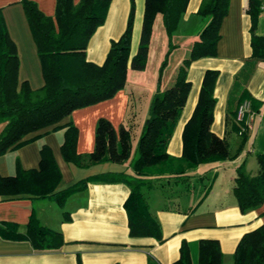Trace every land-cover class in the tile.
<instances>
[{
  "label": "crops",
  "instance_id": "obj_1",
  "mask_svg": "<svg viewBox=\"0 0 264 264\" xmlns=\"http://www.w3.org/2000/svg\"><path fill=\"white\" fill-rule=\"evenodd\" d=\"M131 0H111L105 21L89 40L87 58L103 63L112 40L118 39L126 25ZM134 16L130 54L136 51L142 22L143 0H132ZM200 0H187L180 14L171 41L175 44L160 72V87L172 83L176 67L187 54L191 41L197 36L202 19L195 14ZM47 15L56 9V0H36ZM75 3L78 0H74ZM245 0H228L215 43V53L193 59L186 67L189 81L187 95L166 143V153L178 157L181 152V129L189 117L205 69L216 70L212 95V119L209 129L227 142L229 158L199 163L188 170L181 180L160 179L144 189L150 211L158 221L161 240L149 236H132L124 207L130 192L127 181H90L86 187L72 193L61 205L51 197H19L0 200V221L20 224L22 230L34 212L40 222L62 232L65 243L56 250H36L27 240H10L0 236V264H169L178 256V246L188 247L190 264H196L199 239H214L221 252L222 264L231 263V253L238 238L258 225L264 226V198L252 209L240 211L231 192L235 168L242 163L249 174L256 172L254 154L264 152V59L249 60V18L244 11ZM20 0H0L9 35L16 43L19 56L18 80L27 81L32 88L44 84L42 64L37 45L31 34L26 13ZM254 32L264 37V15L258 13ZM165 47L159 16L152 22L148 41L146 65L143 69H128L127 84L114 96L77 108L62 122L71 119L78 127L77 152L88 153L95 146V127L99 118L111 120L116 128L122 121L133 120L141 93L147 98L154 86L160 55ZM169 58V60H170ZM169 60L167 62H169ZM242 94L249 98L244 114V134L235 132L232 110ZM140 95V96H139ZM145 116L143 117L144 120ZM142 120V121H143ZM4 122H0V131ZM64 128L43 132L30 142L0 155V174L10 175L21 167L30 169L40 163L41 145L46 142L62 172L60 187H65L99 171L124 170L132 172L127 161L103 162L80 167L64 159L61 151ZM117 165L114 168L113 164ZM111 164V165H110ZM69 216L66 219L65 215Z\"/></svg>",
  "mask_w": 264,
  "mask_h": 264
},
{
  "label": "trees",
  "instance_id": "obj_2",
  "mask_svg": "<svg viewBox=\"0 0 264 264\" xmlns=\"http://www.w3.org/2000/svg\"><path fill=\"white\" fill-rule=\"evenodd\" d=\"M187 0H143L139 42L130 54L134 4L130 1L123 33L111 42L103 63L87 58L89 40L106 17L111 0H56L54 14L47 15L36 0H20L27 16L31 34L37 45L42 64L44 84L30 87L29 82L18 80L19 56L16 43L9 35L0 9V155L18 148L50 130L64 128L61 151L65 160L84 167L103 162H126L132 172L108 170L98 172L60 187L62 172L44 142L40 148L38 167L25 169L20 161L10 175L0 174V200L23 197H51L63 205L66 199L83 190L90 181H127L130 192L124 202L129 232L132 236H149L161 240L157 219L150 211L144 189L160 179L178 181L189 176L188 170L199 163L229 158L224 138L209 129L214 97L212 93L216 70L205 69L200 80L196 101L184 122L180 139L181 152L176 157L166 153V143L172 135L175 122L187 95L189 81L186 67L199 56L215 53L219 38V24L227 11L228 0H200L195 14L202 19L197 36L191 41L187 54L179 61L171 84L160 87L161 68L175 47L171 41L180 14ZM261 0H245L244 11L249 18V60L264 59V37L254 32ZM159 16L165 47L160 55L153 89L149 95L146 116L133 145L132 120L122 121L118 128L111 120L101 117L96 122L95 146L88 153L77 152L78 127L69 119L71 111L99 102L124 88L128 69H143L146 65L147 47L152 22ZM250 101L247 94L237 99L232 110L235 132L243 135L242 118L235 119V109L242 101ZM256 172L249 174L240 163L234 170L231 192L240 211L252 209L264 198V152L254 154ZM66 213V219L69 218ZM0 236L10 240H27L36 250H56L65 243L62 232L40 222L33 212L25 229L15 221H0ZM177 258L169 264H190L188 247L184 241L178 246ZM78 264H82L78 256ZM264 260V226L258 225L238 238L230 264H262ZM149 264H156L149 259ZM115 264H117L115 262ZM196 264H222L221 252L214 239H199Z\"/></svg>",
  "mask_w": 264,
  "mask_h": 264
},
{
  "label": "rangeland",
  "instance_id": "obj_3",
  "mask_svg": "<svg viewBox=\"0 0 264 264\" xmlns=\"http://www.w3.org/2000/svg\"><path fill=\"white\" fill-rule=\"evenodd\" d=\"M169 58H170V56L167 57V61L169 60ZM170 63H172L171 58H170L169 62H166V65L167 64L169 65ZM146 94H148L147 91L146 92L144 91L143 93L140 94L141 97H140L139 101H137L139 108L136 109V114H135V116L133 117V120H132L133 121L132 122L133 126H132V131H131V139H132L133 145L135 144V141H136V137H137L136 135L139 134V131H140V128H141V124L143 122L142 121L143 117L146 116V112H147V98H146ZM111 164H113V163H111ZM113 166H114V168L117 167V165H114V164H113Z\"/></svg>",
  "mask_w": 264,
  "mask_h": 264
},
{
  "label": "built area",
  "instance_id": "obj_4",
  "mask_svg": "<svg viewBox=\"0 0 264 264\" xmlns=\"http://www.w3.org/2000/svg\"><path fill=\"white\" fill-rule=\"evenodd\" d=\"M259 12L264 15V0L260 1ZM237 105L238 106H236L235 109V119L240 120L242 118L243 120L244 114L249 109V102L247 100H242ZM262 264H264V260L262 261Z\"/></svg>",
  "mask_w": 264,
  "mask_h": 264
}]
</instances>
